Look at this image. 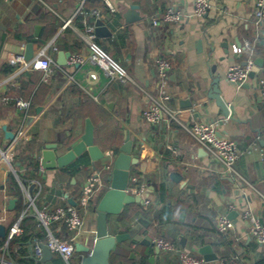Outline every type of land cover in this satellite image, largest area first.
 I'll return each instance as SVG.
<instances>
[{
    "label": "crops",
    "instance_id": "1",
    "mask_svg": "<svg viewBox=\"0 0 264 264\" xmlns=\"http://www.w3.org/2000/svg\"><path fill=\"white\" fill-rule=\"evenodd\" d=\"M132 4L138 6L142 18L128 22L124 13ZM193 6L194 0H0V146L15 143L18 174L0 160V223L6 226L7 235L15 223L22 228L7 247V235L0 240V257L7 260L5 264H36L34 259L40 264H55L56 259L63 260L52 251L48 260L35 256L36 241H47L42 224L44 238L25 239L28 233L22 218L34 214L33 207L28 209L25 189L35 197L36 206L47 211L67 204L66 194L78 201L93 168L108 167L113 155L94 164L82 163L77 171L72 165L82 158L54 169H35L29 160L39 158L47 143H57L58 154L64 153L81 139L88 119L94 124L95 143L105 153L111 150L117 154L129 135L134 156L139 159L131 175L141 173L140 182L148 185L151 198L149 204L144 203V197L142 202L126 204L120 214L111 216V233L130 234L111 253L112 264H181L176 253L156 251L152 235L181 246L185 237V247L200 257L204 256L199 248L211 245L218 259L206 264H221L219 259L231 256L246 264H261L264 244L249 234L250 223L242 214L251 209L264 223V146L260 142L264 139V104L257 84V77L264 75V25L255 39L251 21L255 0H212L204 18L185 17L179 24L152 22L170 7L189 14ZM94 10L101 11L99 17ZM98 18L111 34H97V41L127 68L130 80L112 79L89 59L84 35L87 25L96 29ZM247 40L253 49L255 70L247 83L238 86L228 81L227 71L234 63L246 62L249 54L236 55L232 48L245 45ZM29 42L33 43L34 57L44 50L53 59L54 73L48 80L43 69H24L21 62L12 61L24 55ZM67 52L71 53L68 59ZM76 55L84 60L72 63ZM157 56L172 62L166 86L168 106L178 111L183 123L217 122L221 135L235 139L240 148L237 167L244 179L236 180L220 171L180 121L153 125L143 118L150 95L159 92ZM63 59L67 64H61ZM217 76L222 96L232 107L230 117H225L209 96L212 78ZM20 98L30 101L27 115L16 105ZM4 125L14 133L13 139L7 138ZM21 129L26 133L23 140L16 139ZM82 157L86 159L88 154ZM104 171L103 184L89 207L78 206L81 229L76 233L65 223L51 224L54 230L61 227L62 237H74L75 245L93 244L95 207L109 185ZM173 171L181 173L184 183L170 177ZM11 173L17 180L27 175L29 183L18 180L19 188L10 191ZM38 181L39 187L35 184ZM10 199H15L11 207ZM166 206L171 207L169 220ZM232 211L236 213L234 227L219 231L218 215L229 216ZM88 252L76 250L73 263L78 264Z\"/></svg>",
    "mask_w": 264,
    "mask_h": 264
},
{
    "label": "built area",
    "instance_id": "2",
    "mask_svg": "<svg viewBox=\"0 0 264 264\" xmlns=\"http://www.w3.org/2000/svg\"><path fill=\"white\" fill-rule=\"evenodd\" d=\"M212 8V0H194L193 11L189 14H185L178 7H170L162 15L154 16L152 22L154 25H162L167 23L179 24L185 17H197L204 18ZM97 17L100 16L101 11H92ZM252 24L254 26L255 39L260 37V29L264 25V0H255L254 11L252 14ZM85 41L90 50L89 59L101 67V69L112 79H119L122 81L130 80L131 76L127 68L118 60H116L101 44L97 41V34L93 25L86 26V33L84 35ZM250 43L247 40L245 45H234L233 52L236 55L242 53L249 54L245 63H234L227 71V79L229 82L242 86L248 82L251 77V73L255 70V61L253 57V49L250 48ZM83 57L76 55L72 58V63L82 62ZM13 62H21L24 69H43L45 72V79L54 73L53 59L45 54L43 50L39 56L33 57L30 60H25L23 56H16ZM155 68L159 83V92L156 95H150V103L143 110V118L153 124L158 125L162 123H170L172 120H179L178 111L171 109L168 104L169 93L166 86L169 81L170 72L172 70V62L163 56H157L155 58ZM257 84L261 94V100L264 104V75L257 77ZM16 105L20 109H24L26 115L30 110V101L17 99ZM181 122V121H180ZM184 128L195 138V140L207 151L212 162L218 165L220 171L230 175L236 180L244 179L237 167V161L240 157V148L238 142L228 136H223L218 132L217 122H203L196 121L191 123L181 122ZM26 136L25 130L21 129L16 139H22ZM113 151L109 150L106 155L111 156ZM17 155L15 149V143L11 142L6 146H0V160L7 166V168L14 172L17 171L14 165V160ZM107 167V166H106ZM40 168L43 169V167ZM104 167L99 169L94 167L86 181L84 182L81 190V195L78 200V205L72 204L58 205L53 210L47 211L40 209L35 204V197L25 189L26 195L29 199L28 209L33 207V213L38 217L41 224L47 229V241L46 244L52 252L61 255L62 264H74L72 259L76 251L75 244L73 242L74 237L64 238L59 232L61 227H57L55 230L51 228V224L54 221L65 223L67 228L72 232H78L83 224L82 215L79 212L78 206L89 207L91 204L96 190L102 185ZM20 183H23L18 177ZM39 185V181L35 183ZM23 185V184H22ZM127 192L132 195L144 197V203L149 204L151 198L149 197V187L147 184L140 182L139 175H131L130 183L127 187ZM264 199V195H263ZM27 209V210H28ZM242 216L250 223L249 234L260 244H264V223H262L256 214L251 209L244 210ZM235 223L232 218L227 214H219L217 219V227L221 232H226L234 227ZM22 228L19 223H15L9 229L6 247L9 242L18 234H20ZM151 241L161 250L174 252L177 254L181 264H206L207 260L204 257L197 256L192 250L181 246L175 241H171L160 236H151ZM4 247V250L6 249ZM35 256L41 258L43 255L42 243L36 241L35 244ZM1 264L8 263L4 256L0 257ZM221 264H246L244 260L237 256H231L230 258L219 259Z\"/></svg>",
    "mask_w": 264,
    "mask_h": 264
},
{
    "label": "water",
    "instance_id": "3",
    "mask_svg": "<svg viewBox=\"0 0 264 264\" xmlns=\"http://www.w3.org/2000/svg\"><path fill=\"white\" fill-rule=\"evenodd\" d=\"M138 6L135 4L130 5L127 11L124 13V17L128 22L138 21L142 18L140 12L137 10ZM95 32L98 35H110L111 31L104 24L103 20L98 18L96 20ZM24 59L30 60L34 57L33 43L29 42L26 45L24 53ZM71 56L70 52L66 53L67 59ZM67 59H63L61 64H67ZM251 73V75H253ZM209 96L215 99L221 112L225 117H230L231 106L225 101L222 96V89L220 87V78L213 77L211 82V89ZM7 138L13 139L14 133L8 129L5 125L2 127ZM220 134V133H219ZM264 146V139L260 140ZM57 143H47L42 149V154L38 158L41 167L44 169H54L57 167H66L73 161L81 158L83 155L88 154L85 165L88 161L94 164L96 161L104 160L107 156L105 151L95 143L94 139V124L88 119L86 123V129L81 139L72 145L67 147L64 153H59L56 150ZM134 142L130 139L129 135L126 136V141L121 146L120 151L117 154H112L113 159L111 164L104 169L107 172L108 187L99 199L95 211L97 213V228L94 236V241L91 247L87 245L76 243L75 247L77 251L88 252L84 255L78 264H112L110 262V256L118 243L130 238L129 233H111L110 221L112 215H118L122 212L126 204L133 202H142L141 196L132 195L127 192V187L130 183L131 168L134 164L139 162V159L134 156ZM108 164V163H107ZM95 166V165H94ZM261 173L264 176V163L261 167ZM170 177L179 183H184L181 173L173 171L170 173ZM68 203L74 206L78 205V201L69 197L66 194ZM15 203V199H10V207ZM236 213L232 211L229 214L230 218H234ZM7 235L6 226L0 223V240ZM186 238H181V243L185 247ZM43 256L41 260H48L52 257V252L47 244L43 243ZM91 249V250H90ZM156 251L159 250L155 247ZM199 251L204 256L205 260L213 261L218 259V255L214 253L212 246L209 244L202 245Z\"/></svg>",
    "mask_w": 264,
    "mask_h": 264
},
{
    "label": "trees",
    "instance_id": "4",
    "mask_svg": "<svg viewBox=\"0 0 264 264\" xmlns=\"http://www.w3.org/2000/svg\"><path fill=\"white\" fill-rule=\"evenodd\" d=\"M82 159L79 160V162L75 163L72 165V169L73 171H77L80 169V165L82 163H85L86 160L85 158L81 157ZM29 164H31L30 166H33V168L38 169L40 166L39 163V159L38 158H34L31 157V159L29 160ZM137 175H140L141 173L136 172ZM35 176V175H34ZM29 177L27 175H22V182L28 184L29 181H27ZM9 185H10V191H14L16 189L19 188V182L16 179V177L11 173L10 174V178H9ZM9 191V192H10ZM164 193V191H163ZM20 209V206L17 208ZM165 213L167 215V219H171V207L170 206H166L165 208ZM25 229V231L28 233V235L25 237V239H32L35 240V238L38 239H42L44 238L45 235V230L43 229V227L41 226V223L37 220L36 215L34 214H30L28 216H25L22 218V223H21ZM36 261V264H40L39 261H37L36 259L33 260V262ZM63 260L61 259H56L55 264H62ZM261 264H264V259L261 261Z\"/></svg>",
    "mask_w": 264,
    "mask_h": 264
}]
</instances>
